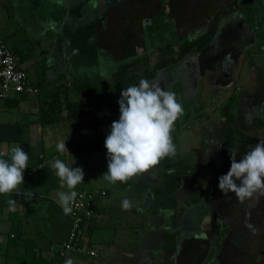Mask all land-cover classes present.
<instances>
[{
    "label": "crops",
    "instance_id": "obj_1",
    "mask_svg": "<svg viewBox=\"0 0 264 264\" xmlns=\"http://www.w3.org/2000/svg\"><path fill=\"white\" fill-rule=\"evenodd\" d=\"M213 25L211 42L197 48ZM0 28L13 52L23 50L21 65L41 88L35 95L12 93L0 99V159L10 161L11 149L26 144L28 164L35 171L17 192L0 195V256L5 257L0 264H64L69 258L74 264H189L187 249L190 264H196L198 249L208 243L186 239L184 231L191 226L189 210H195L192 198L201 197L199 189L212 187L202 174L231 163V135L264 138V0H0ZM60 40L64 45L58 61ZM122 73L130 82L126 87L132 85L130 79L136 85L143 79L174 92L183 112L171 130L175 157L162 158L157 171L151 168L112 184L103 178L108 171L104 141L111 123L119 119L117 101L126 88L121 86ZM222 92L225 99L217 103ZM246 107H262V117L254 119L252 128L245 121ZM193 108L211 109L221 117L205 121ZM191 117L202 134L194 143L197 162L182 157L181 142L173 133L187 130ZM67 118L71 124L62 126ZM61 141L69 152L57 151ZM55 159L89 168L92 177L75 187L77 193L93 188L106 192L98 200L101 217L92 222L85 241L98 255L61 254L71 220L52 210V197L58 196L50 192L54 186L61 188L51 167ZM190 174L189 180L197 183L186 181L188 192H199L192 198L188 194L191 206L183 224L178 219L186 201L183 180ZM87 183L88 189L80 188ZM61 190L69 191L66 186ZM28 192L33 193L31 200L26 199ZM8 199L15 200L14 211H9ZM124 200L131 205L127 210ZM213 209L217 216L206 228L209 235L225 216ZM198 213L199 224L206 211L201 214L199 208ZM226 259L230 262L229 255Z\"/></svg>",
    "mask_w": 264,
    "mask_h": 264
},
{
    "label": "clouds",
    "instance_id": "obj_2",
    "mask_svg": "<svg viewBox=\"0 0 264 264\" xmlns=\"http://www.w3.org/2000/svg\"><path fill=\"white\" fill-rule=\"evenodd\" d=\"M117 103L119 119L111 123L104 141L108 171L103 178L112 184L125 182L148 171L164 157H175L176 146L171 130L183 112L174 92L143 79L139 85L124 88ZM249 147L250 150L239 160L235 152L230 151V169L218 178V187L224 196L234 193L241 202L254 193L264 195V140ZM56 148L60 153L68 151L65 141L57 143ZM28 160V153L20 146L11 149L10 161L0 159V195L18 191L24 183L23 173ZM51 167L60 180L61 188L66 186L69 190L58 192L57 202L65 215L70 214L77 197L74 189L83 182L85 173L81 167L68 166L60 159H55ZM25 196L31 200L33 193H25ZM7 204L9 211L15 210V200L8 199ZM122 207L129 209L130 202L124 200ZM64 264L74 262L69 258Z\"/></svg>",
    "mask_w": 264,
    "mask_h": 264
},
{
    "label": "rangeland",
    "instance_id": "obj_3",
    "mask_svg": "<svg viewBox=\"0 0 264 264\" xmlns=\"http://www.w3.org/2000/svg\"><path fill=\"white\" fill-rule=\"evenodd\" d=\"M40 15L44 16L43 13H41ZM74 15L72 16V18L74 17ZM163 16L168 17L166 14H164ZM253 27L256 29L258 25L255 24ZM89 29L87 33L89 32ZM196 32L200 34L201 30L196 31ZM87 35L90 36V33H88ZM38 41H39L38 39L37 40L35 39L34 41L36 45L33 44V47L35 49H37ZM62 45H64L63 40H60L58 42V53H56V57L58 61L62 59L61 58L62 53L59 52ZM22 46L30 50L29 48L30 45H28L27 42L26 43L24 42ZM52 46L53 45H51L50 47ZM14 52L17 55V57L21 59V62L24 64L25 60L23 59V55L25 53L23 52V50H17ZM31 77L34 79L32 75ZM220 96L221 98H217L216 100L217 103L221 102V100H224L225 99L224 96H226V94L222 92ZM192 110L195 113L200 112L202 119L205 121L207 120L209 116L210 118L212 117L213 119L214 118L219 119V117H221L219 113L216 116V113H213L211 109H208V110L205 109V111H203V109L199 110V109L193 108ZM203 120L202 122H204ZM71 122H72L71 119L67 118L61 121L60 124L62 126L63 125L67 126L71 124ZM189 123H190L189 128H187V130L185 128V130L179 134L177 133V131H174L173 133L174 135L178 137L179 142H181L179 143V150H180L181 155H185L182 157L187 158V159L189 158V160H194L197 162L199 158L198 156L197 157L194 156L196 154L194 150V145H195L194 143L196 140L200 142L202 134L200 132L199 124L197 122L195 123V120L192 117L190 118ZM177 130H178V125H177ZM241 136L242 135H238L237 137L240 138ZM90 158H92V156L91 157L89 156V159ZM198 164H195V165H198ZM230 166H231V163L229 162V163H226L223 166V169L220 171H215L212 168L210 171L206 170V175H204V173L202 174L203 177L205 178L203 179L205 180L206 184L207 185L210 184L212 187L206 188V190L204 189L205 191L203 190V188L199 189L201 197L197 196L196 198H192L191 196L194 193L189 194L188 192L187 188L189 187V184L187 182H190L191 184L197 183V180H191V179L189 180V177H191L192 173L183 180L184 181L183 188H186V189H183L184 195L186 198V201L184 202V204L186 203L187 205L191 206V204H188V194H189V197L192 198V201L196 202L195 208H194L195 210H192V211L189 210V212H191L190 219H189L190 220L189 223L191 224V226L185 227L186 230L184 231V234L186 236V239L189 238V240L193 239V240L199 241L200 240L199 238L198 239L195 238V234H194L195 232L198 234H202V232H205V233L210 232L206 228L209 227V222L212 219V217L214 218V216H217V213L216 211H214L213 208H216V210L222 212L225 216L221 218L227 219L229 221V224L230 223L232 224V228H231L232 230H228L227 232V236L229 237L226 236L225 239L222 238V240H220L219 242L217 241L218 237L211 232L212 234L211 238L213 240L211 241L210 239H207L205 241L208 243L207 247L203 246V248H199L197 251V254L193 258L196 261V264H264V195H260L259 193H254L252 197L245 198L243 202H241L234 195V193H231V192L228 194L230 198L225 197L218 187V184H219L218 178L220 175L227 174V172L230 169ZM81 168L83 169L85 173L84 178L87 182L88 176L92 177V173L90 172L89 168L86 169L85 166L83 167L81 166ZM203 169L204 167L202 166L201 170ZM193 174L197 176L198 173L196 172ZM87 187H89V183L83 186L80 185V188H87ZM80 188H78L77 190H80ZM60 191H62L61 188H59L58 186H54L53 191L51 190L50 193L52 195L54 194L55 196H57V193ZM192 191L196 192V190H192ZM197 192H199L198 189H197ZM197 192L194 195H197ZM52 198H53L52 199V210L54 211V213L60 216L62 215V217L65 216L63 210H61V207L59 203L57 202L58 197L55 198L53 196ZM199 201L200 203H198ZM199 208H201V214L204 210L206 211V213L202 214V218L198 224ZM180 209H181L180 210L181 214H179L180 217H178V219L181 218L184 224V216L186 214V210L182 211L183 206ZM185 222H187V217L185 219ZM214 239H215V247L212 246L211 244V243H214ZM224 243H227L225 244V248H224L225 250L222 249L223 248L222 246L224 245ZM188 244H191V241H188ZM202 245H204V241ZM187 250L184 253V257H186V259L189 261V264H190L191 260L188 257L190 253ZM179 255H182V252H180ZM226 255H229L230 262L227 261ZM1 256L4 257L3 255ZM11 258L12 256L9 257V259Z\"/></svg>",
    "mask_w": 264,
    "mask_h": 264
},
{
    "label": "built area",
    "instance_id": "obj_4",
    "mask_svg": "<svg viewBox=\"0 0 264 264\" xmlns=\"http://www.w3.org/2000/svg\"><path fill=\"white\" fill-rule=\"evenodd\" d=\"M28 74V71L21 65L20 59L6 44L0 28V99L12 93L23 95L40 93V86L34 83ZM21 147L29 156L28 146L22 144ZM28 163H30V156L27 162L28 167L23 173L24 178L35 174L34 169ZM105 194L101 188L82 190L77 193L76 200L72 205L73 210L67 214L71 225L62 243V255H65L67 251L88 253L92 256L98 255V251L88 248L85 241L92 222L101 217L97 207L98 200Z\"/></svg>",
    "mask_w": 264,
    "mask_h": 264
},
{
    "label": "trees",
    "instance_id": "obj_5",
    "mask_svg": "<svg viewBox=\"0 0 264 264\" xmlns=\"http://www.w3.org/2000/svg\"><path fill=\"white\" fill-rule=\"evenodd\" d=\"M214 32H215V27L213 25L208 29L205 36H203L199 42H196L197 48H202V47H205L206 45H208L213 38ZM125 72L127 73V70H125ZM126 73H122V75H121V86L123 88L126 87L125 83H128V84L130 83L129 80L125 82V80L127 79V76H125ZM130 81H132V85H136V83H134L133 79L132 80L130 79ZM231 132H232V130H231ZM241 138H242V140H241ZM228 142H229V150L232 152H235L236 157H238V156L244 155L246 151L250 150V147H249L250 145L254 146L257 143H259L260 141L256 137L242 133V137H240L239 140L233 134V135H231L230 138H228ZM228 158H230L229 153H228ZM12 236H14V234Z\"/></svg>",
    "mask_w": 264,
    "mask_h": 264
},
{
    "label": "flooded vegetation",
    "instance_id": "obj_6",
    "mask_svg": "<svg viewBox=\"0 0 264 264\" xmlns=\"http://www.w3.org/2000/svg\"><path fill=\"white\" fill-rule=\"evenodd\" d=\"M252 102L253 103H255L256 101H254V100H252ZM258 110L259 111H257V109H253L252 107L251 108H248V107H246L245 109H244V113H245V121H247V125H248V127L250 128H252V125H253V123H254V119H257L258 118V116H260V117H262L261 116V112H262V107H259L258 108ZM251 134V133H250ZM253 137H255V135L253 136ZM258 140H261V139H259L258 138ZM172 158H169V160H171ZM221 160V158L220 157H216V161H218V163H220L219 161ZM159 168V165H156V166H154L153 167V171H157V169ZM171 167H166V171H167V174L169 175V176H172V175H174V170L173 169H170ZM182 182V181H181ZM190 186V185H189ZM189 188V187H188ZM183 206V209H182V211H184V210H188L189 209V207H190V205H187L186 203L184 204H182L181 205V207ZM189 206V207H188ZM187 208V209H186ZM181 210V209H180ZM179 214H181V211H179ZM167 223H169L168 221H167ZM217 223H218V230H217V232L215 233V235L218 237V242L220 241V240H222V238L223 239H225V237L227 236V232H228V230H227V228H228V225H227V223H226V221H225V219H222V218H219V219H217ZM212 234H210L209 235V233H205V232H202V234H195V238L196 239H200L199 241H206L207 239H210L211 241L213 240L212 238ZM227 237H229V236H227ZM227 239V238H226ZM214 242H215V239H214Z\"/></svg>",
    "mask_w": 264,
    "mask_h": 264
}]
</instances>
